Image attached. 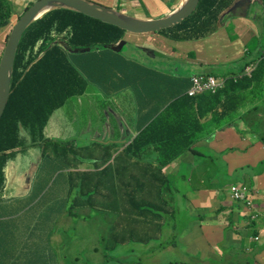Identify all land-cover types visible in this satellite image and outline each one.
<instances>
[{
	"label": "trees",
	"instance_id": "1",
	"mask_svg": "<svg viewBox=\"0 0 264 264\" xmlns=\"http://www.w3.org/2000/svg\"><path fill=\"white\" fill-rule=\"evenodd\" d=\"M234 1L237 0H200L189 17L158 33L177 42L205 39L223 23L224 20L220 18ZM30 5L31 3L26 9ZM253 5L255 9L252 10ZM263 12L264 0H261L251 2L246 15L253 16L261 22L260 14ZM14 13L15 6L10 0H0L1 27L9 23ZM230 15L233 14L226 16ZM124 35L125 32L116 27L62 7L48 11L24 29L15 50L9 95L0 117V199L7 161L15 152L24 149L26 141H29L32 147L39 145L44 150L46 144L51 141L45 138L43 130L55 111L63 107L70 98L84 95L88 88L104 92L106 95L115 92V84H121L122 89L132 88L137 99L144 103L142 109L145 110V114L139 127H136L138 134L133 141L123 149L118 144L104 147L95 142L81 146H75L73 143L60 144L59 147L55 145L51 149L54 155L52 169L42 170L41 174L36 175L31 184L32 193L29 192L25 199L31 202L32 198L39 194L45 195L44 198L52 194L57 203L61 201L57 195L59 190H77L76 197L71 201L79 200L82 192L86 194L84 197L88 201H93L92 205L98 203L95 207L100 210H122L124 214L116 218L117 225L126 218L127 211L131 217L140 220L144 218L143 224L134 219L130 226L126 224L127 230L123 237L127 235L130 238L135 237L138 235L135 226L143 225L142 232L145 236L142 240L149 238L151 240L156 237L155 235L176 238L179 237L184 218L192 220L197 218L182 214L185 205L184 187L177 186L175 181H171L162 173V170L178 161L187 151L193 152V146L206 130L202 121L209 118L218 126L220 119L239 111L243 94L246 92L248 76H245V81L241 83L238 76L228 75L222 89L217 87L213 92L202 93L195 88L193 76L174 74L168 76V81L173 83L169 97L149 98L152 94L149 93L147 84L156 78L153 74L155 70L151 67L144 73L143 78L130 77L125 83L104 79V76L95 74L99 65H105L111 74L117 72L120 74V71H124V68L118 67V63L111 58L103 62L104 52L111 53L105 47L116 45L123 40ZM194 35L199 36L196 39ZM59 41L71 49L90 50L82 54H71L58 44ZM74 56L82 57L83 64L77 66ZM119 61L127 64V67L139 63L134 56ZM194 76L218 79L210 74ZM263 76L264 55L257 63L251 78L252 81H256ZM31 106L32 108H28ZM78 164L89 165L96 171L78 172L75 170ZM59 173L66 174L69 183L68 187L58 190ZM217 179H207V182L216 188ZM0 204H3L0 208L3 213L20 210L9 198H3ZM175 205L181 213L180 216H176V212L173 211L170 216L165 214L168 208L173 209ZM74 206L69 205L67 209L72 210ZM61 235L66 237L65 231H62ZM16 240L20 243L30 241L19 237ZM41 240L43 239L37 236L27 249L38 251L39 254V250H42L38 247ZM46 246L47 243L44 242L43 247ZM220 248L225 254L223 248L221 246ZM241 253L245 254V251ZM31 255L35 256V252ZM239 255L229 257L223 262L216 260L213 262L235 264ZM170 264L189 263L178 261Z\"/></svg>",
	"mask_w": 264,
	"mask_h": 264
},
{
	"label": "crops",
	"instance_id": "2",
	"mask_svg": "<svg viewBox=\"0 0 264 264\" xmlns=\"http://www.w3.org/2000/svg\"><path fill=\"white\" fill-rule=\"evenodd\" d=\"M10 1L15 6L13 15H17L18 8L20 9L24 6L25 0ZM90 1L144 20L166 17L185 0ZM256 1L261 0H252V3ZM34 2L31 1V4ZM236 14L239 15L235 16ZM13 15L10 17L8 24H12ZM222 21L223 23L218 26L212 35L192 42L177 43V41L171 40L174 41L171 44L167 38L158 32L142 35L125 33L123 38V41L126 42L125 46L133 45L132 48L129 47L126 52L123 48L120 53L104 52L103 56V62L111 58L118 63V67L122 66L124 71H120V74L118 72L111 74L105 65H99L95 74L104 76V79L125 83L130 77L143 78L144 73L147 72L145 70L151 67L155 70L153 74L156 78L147 84L149 85L147 87L148 91L152 94L149 98L169 97L173 83L168 81V76L175 74L192 77L195 74H190V70H203L212 64L211 62H214L213 64L217 66L218 70H221L223 78L220 79H225L228 75H234L233 77L238 76L240 82L243 83L245 76H248L247 91L244 93L245 97L248 96V102L244 104L242 102L239 111L235 114L220 119L218 126L214 125L209 118L202 121L206 130L193 146V152L187 151V155L182 154V157L173 166L169 169H167L169 166L165 168L164 175L169 177L168 179L171 181L182 180L184 186L189 189L185 195L189 194L193 197L192 203L198 201L199 196L204 194L211 195L212 192L215 200L216 193L213 191L215 185L208 183L207 179H217L219 168L215 161L224 162L226 167L223 177L227 185L232 184L244 187L250 206H247L244 202L238 203L232 200L230 192H225L228 189L224 192L221 191L220 199L215 200L217 204L207 209H202L204 213L194 214V217L197 218L196 220L188 218L182 220L181 230H185L179 231L180 236H177L175 240L179 239L181 242L188 244L190 246L189 250L196 252V256L200 258H207L206 251L212 245H220L225 251V254H223L220 248L218 256L221 258L225 256L231 258L240 254L247 260L252 261L253 264H264V236H262L264 235V76L256 81H252L251 78L257 63L264 55V26L261 22L254 19L253 16H244L238 11L233 15L225 16ZM7 29L8 25L0 26V57L4 49L3 41L6 38ZM180 43H192L196 52L193 54L191 49L180 46ZM154 45H159V51H156L157 53L153 58L147 52H150L149 49ZM135 48H139V50ZM168 48L173 49V52H169ZM216 48L220 49V51H214ZM169 53L172 54V57H170ZM183 53L186 56L185 60L181 59ZM208 53L213 54L207 61ZM118 54L119 56H116ZM192 54L195 56L196 61L191 59ZM133 56L139 60V63L131 67H127V64L124 65L119 61L122 58H133ZM74 58L77 66L83 64L82 57L74 56ZM138 67H141V69ZM245 69H249V71L245 72ZM122 87L121 84H115L114 91H119ZM93 90L88 88L87 92L82 96L87 98ZM129 92H131V95L128 94V109H122L116 104L114 98H110L114 105L112 108L122 110L123 115L128 116L130 120L118 121L121 126L117 127V129L114 128V130L113 127H103L105 129L100 130L102 134L97 133L96 144H101L104 147L109 144H118L123 149L137 136L138 130L136 127H139L141 118L145 114V110L142 109L144 103L137 99L134 91ZM95 93L108 100L104 92L94 90ZM126 94H122V97L126 98ZM75 101L69 99L64 106L68 104L72 110ZM81 106H84V104ZM89 106L93 108L94 104L90 102ZM61 116L62 122L69 118L72 126L62 125L67 135H59L56 130L59 127V120L50 118L48 125L43 130V134L48 140L59 139L64 142H72L74 145H81L82 142L95 137L84 122L80 123V120H78V126H73L72 117L64 116L63 113ZM115 124H117L116 121ZM99 127L101 128V126ZM46 128L49 129L45 130ZM207 132H210V134L204 137ZM54 146L52 142H49L43 150L39 145L32 147L29 141H26L24 149L21 152H15L14 156L10 157L5 165V179L1 190L0 203L3 198H9L12 200L13 205L20 210L18 212L8 211L7 213L0 211V264H10L11 262H15V264H67V257L63 255L62 251L63 245L60 233L61 230L63 231V229L68 227L66 223H69V220L57 219L60 212L65 210L61 209L60 206L76 205V207L84 208L98 205V203L90 205L93 201H88L87 198L69 201L68 196L71 191L64 192L61 189L68 187L69 179L66 174L62 173L57 176V178H60V186H57L58 190L61 189L57 192L58 198L61 199L60 202L55 203L52 194L47 198H44L45 195L40 196L39 194L34 196L31 202L25 199L29 192L32 193L30 190L31 184L36 175L41 174L42 170L52 169L53 164L51 162L54 155L51 148ZM97 157L98 154L95 156V160H97ZM83 158H86L85 153ZM77 171L91 172L96 170H93L89 165L78 164ZM63 178L67 180L64 182ZM235 179L236 181H234ZM78 184H80L79 181ZM215 184L216 186L218 185L217 181ZM81 195L85 196L86 194L81 192ZM186 197L184 199L187 203ZM2 205L0 204V208ZM184 213L189 215L187 211H184ZM57 215L58 217H56ZM132 218L135 221H141L138 218ZM206 220L213 223H208ZM35 221L38 222L36 223ZM215 222L219 224H215ZM142 226H135L134 229L137 234L142 233V237H144ZM49 230H52V232ZM225 231L228 232L229 236L235 237L237 233L240 235L238 247L226 246L229 237ZM217 233H222L221 239H218ZM37 236L40 238L45 237L47 241L46 247L42 245L46 242L45 240L39 242L38 247L41 249L43 247L44 249L39 250V254L38 251L26 249L33 244ZM17 237L22 240L30 239V241L20 243L16 240ZM50 243L54 244L57 249L51 255H49L50 252L47 249ZM194 246H197L196 249H193ZM242 251H245V254H242ZM33 252H35V256L31 255ZM13 254L14 256H12ZM73 260L77 261V257H73ZM243 262L244 264H249L246 261H241L240 263Z\"/></svg>",
	"mask_w": 264,
	"mask_h": 264
},
{
	"label": "rangeland",
	"instance_id": "3",
	"mask_svg": "<svg viewBox=\"0 0 264 264\" xmlns=\"http://www.w3.org/2000/svg\"><path fill=\"white\" fill-rule=\"evenodd\" d=\"M31 1L34 2L35 0H25V3H23L24 6L21 7L20 9L18 8L17 15H13L12 24H6V26L8 25L6 37L9 35L17 19L22 15L21 13H23L25 7H27L31 3ZM234 2L232 3V5L234 4ZM253 9H255V5L252 6V10ZM237 11L240 14L244 15L243 10L241 8H237ZM162 18L165 17L155 18V19L159 20ZM260 21L264 26V12L260 14ZM130 37H139V36H130ZM6 40L7 38H5V40L3 41V46H5ZM168 41L171 44L174 43V41H171L169 39ZM179 45L182 47L185 46L187 49H191L193 54L196 52V49L192 46V43H180ZM132 46L133 45H127V47L125 46L124 51L126 52L129 49V47L132 48ZM106 49L109 50L110 48L106 47ZM149 50L151 52L149 56L153 57L154 56L153 53L154 52L157 53L156 51H159V45H154ZM168 50L169 52H173V49L171 48H168ZM214 51H220V49L216 48ZM193 54L191 55V59H194V61H196L195 56ZM212 54L213 53H208L207 61L209 60ZM169 55L170 57H172V54L169 53ZM181 59L182 60L186 59L185 53L182 54ZM211 63L212 64L205 67V69L203 70L202 69L190 70V74H195V75L210 74L219 79L223 78L221 70L217 69V66L213 64L214 62ZM129 91H132V88L121 89V91H115L118 93L115 92L106 93L108 100L103 96L99 95L98 93L94 94V90L91 94L89 93V96L87 98H85L84 96L70 98V100H76L72 110L69 108V105L67 104L62 109L55 111L52 114L53 116L51 115L52 120H59L58 122L59 127L56 129L58 131V134L67 135V133L64 132L62 125L68 127L72 126V122H70L69 118H66L63 122L61 121L62 119L61 114L63 113L64 116L73 118V122H74L73 126H78V122H79L78 120H80V123L84 122L86 127H89L88 130L95 136L90 139L91 142H97L96 141L97 133L102 134L100 130L105 129L103 127H113L117 129V127L121 126L118 123V121L124 122L130 120L128 116L123 115L124 113L122 110H116L115 108H112L114 107V105L112 99L110 98V97L114 98L116 104L120 106L122 109H128L129 107L128 94L131 95V92ZM124 93H127L126 98L122 97V94ZM242 98H243V104L245 102L246 103L248 102L247 101L248 96L245 97L243 94ZM90 102L94 104L93 108L89 106ZM83 104L85 107L81 106ZM115 121L117 122V124H115ZM99 126H101V128ZM47 129L49 128H46L45 130ZM87 133L89 132L87 131ZM209 134L210 132H207L204 135V137H207ZM90 140H86L85 142H82V144L90 143ZM50 141L54 145H57V147H59L60 144L72 143L68 141L64 142L63 140H59V139H53ZM75 146H81V145H75ZM184 155H187V153H185ZM215 162L219 168V176L218 179L216 180L218 185L213 191L216 193L215 200H219L220 199L219 195L221 194L220 193L221 191L224 192L226 189H228L225 192L232 193L235 191V185L232 184L227 185L226 180L223 177L226 167L225 163L220 161H215ZM174 164L175 163L171 164L167 169H169ZM76 169L77 167H75V170ZM164 170L165 168L162 170V173H164ZM65 180L67 179L63 178L64 182ZM58 182L59 180L57 181V183ZM175 183L177 186L184 187L185 193L188 192L189 189L186 186H184L182 180L180 179L175 180ZM76 195H77V190L71 191V195H70L71 197L69 201H71L72 198L76 197ZM185 196H187L186 197L187 203L183 198L185 204L184 209H182L183 215H184V211H187L189 212V215L194 217L195 216L194 214H198L199 212L204 213L202 209H207L217 204V202L214 200L213 192L211 195L204 194L199 196L200 198L195 203L191 202L193 197H191L189 194ZM84 199H85L84 196L82 195L79 196V200H84ZM231 199L236 201L234 198ZM242 202L243 201L239 200L238 203H242ZM87 207L88 206L84 208H80V207H76L75 205L74 209L69 210L67 209L68 206H64L62 209H66V210L61 211L60 215L58 214L59 217L58 215L56 216L58 217V220H65V221L69 220V223H66L68 227L63 229V231H65L66 233V237H63L61 235V239H62L61 242L63 245L62 251H63V255L67 257V264H168V263H175L178 261L189 264H201V263L218 264L217 262H213V260L223 262L228 258L227 256L223 257V255H222L223 258L218 256L220 246H216V245H212L210 248L207 249L206 251L207 258H200L196 256L197 255L196 252H192L189 250L190 246L188 244H186L185 242H181L179 239L176 242H174L175 241L174 238H169V237L167 238L166 236H161V237L156 236V238L153 237V239L151 240L150 238L147 240H142V233H139L133 238H130L128 235L123 237L125 231L127 230L126 224L127 225L132 224V222L134 221L133 218L130 216L129 211H127L126 213V218L122 219L121 222L117 225L116 218L124 214L122 210H114V209L100 210L95 206H89L88 208ZM172 211L176 212V216L181 215V213L178 212L176 205L174 206L173 209L168 208L167 211H165V214H168L170 216L173 214ZM142 220H144L143 217ZM142 220L140 221V224H143ZM206 221L208 223H213L209 220ZM215 224H219V223L215 222ZM69 232H71V235ZM217 235H218V239H221L222 233H217ZM226 235H228L229 237L226 242V246L236 245L235 247H238L240 235L238 233L235 235V237L229 236L228 233ZM157 238L158 241H156ZM42 239L45 240L44 238ZM179 243L180 245H178ZM196 247L197 246H194L193 249H196ZM54 248H56L55 245L51 243L50 246L47 247L48 251H51L50 253H52L53 250L54 251L57 250ZM201 252H203V250H201ZM73 257H77V261H74ZM241 261H246L249 264H253L252 261L247 260L245 257L241 255L239 256L238 262L235 264H244V262L240 263ZM230 264L233 263L230 262Z\"/></svg>",
	"mask_w": 264,
	"mask_h": 264
},
{
	"label": "water",
	"instance_id": "4",
	"mask_svg": "<svg viewBox=\"0 0 264 264\" xmlns=\"http://www.w3.org/2000/svg\"><path fill=\"white\" fill-rule=\"evenodd\" d=\"M200 0H185L177 9L172 11L165 18L156 19H139L133 16L126 15L119 11H115L110 7L101 5L90 0H36L32 3L17 19L13 25L5 46L0 57V117L5 107L9 95V81L15 50L24 29L39 19L43 14L57 8H66L79 12L85 16L96 19L106 25L116 27L125 33L133 35H142L156 33L160 30L172 27L189 17L197 8ZM252 0H237L234 4L221 16L235 14L237 8L243 10L246 16L247 10ZM65 51L71 54H79L88 52L89 48L71 49L65 43H59ZM126 42L120 41L117 45L109 46V51L120 53L125 47ZM106 49V47H105ZM239 78V77H238Z\"/></svg>",
	"mask_w": 264,
	"mask_h": 264
},
{
	"label": "built area",
	"instance_id": "5",
	"mask_svg": "<svg viewBox=\"0 0 264 264\" xmlns=\"http://www.w3.org/2000/svg\"><path fill=\"white\" fill-rule=\"evenodd\" d=\"M249 69H246L245 72H248ZM192 81L197 90L203 92H213L217 87H224L225 81L223 79H214V78H206L203 76H193ZM246 189L240 186H235V191L230 192L231 197L236 201H242L245 199Z\"/></svg>",
	"mask_w": 264,
	"mask_h": 264
},
{
	"label": "bare ground",
	"instance_id": "6",
	"mask_svg": "<svg viewBox=\"0 0 264 264\" xmlns=\"http://www.w3.org/2000/svg\"><path fill=\"white\" fill-rule=\"evenodd\" d=\"M185 36H186V35H185ZM194 36H196V35H194ZM194 36H193V37H194ZM197 36H199V35H197ZM197 36H196V39H197ZM194 38H195V37H194ZM198 38H199V37H198ZM186 39H187V38H186ZM190 39H191V38H190ZM93 46H94V45H93ZM95 47H96V46H95ZM94 51H95V50H94ZM141 67H143V66H141ZM141 67H140V68L138 67V68L141 69ZM228 67H229V66H228ZM144 68H145V67H144ZM142 70H143V69H142ZM144 70H145V69H144ZM148 70H149V69H148ZM145 71H147V69H146ZM28 103H29V102H28ZM29 104H30V103H29ZM33 105H34V104H33ZM25 106H27V105H25ZM25 108H26V107H25ZM28 108H32V106H31V107H28ZM38 163H39V162H38ZM40 165H41V164H40ZM43 167H44V166H43ZM48 170H49V169H48ZM48 170H47V171H48ZM222 170H223V168H222ZM226 170H227V169H226ZM37 171H38V170H37ZM35 172H36V171H35ZM39 172H40V171H39ZM226 173H227V172H226ZM59 174H60V173H59ZM71 174H72V173H71ZM42 175H43V174H42ZM163 176H164V175H163ZM233 176H234V175H233ZM245 176H246V175H245ZM62 177H63V176H62ZM64 177H65V176H64ZM66 177H68V176H66ZM70 177H71V176H70ZM235 177H236V176H235ZM235 177H233V178H235ZM241 177H242V176H241ZM238 178H239V177H238ZM242 178H243V177H242ZM242 178H240V179H242ZM81 179L83 180L84 178L81 177ZM231 179H232V178H231ZM70 180H71V179H70ZM68 181H69V180H68ZM79 181H80V180H79ZM234 181H236V179H235ZM81 182H82V181H81ZM68 183H69V182H68ZM75 183H76V182H75ZM86 184H87V182H86ZM75 185H76V184H75ZM97 186H99V184H98ZM99 187H100V186H99ZM91 190H92V189H91ZM99 192H100V191H99ZM238 202H239V201H238ZM229 204H230V203H229ZM243 205H244V204H243ZM233 206H234V205H233ZM237 206H239V205H237ZM88 207H89V206H88ZM88 207H87V208H88ZM244 208H245V207H244ZM77 209H78V208H77ZM55 210H56V209H55ZM115 212H116V211H115ZM115 212H114V213H115ZM112 213H113V212H112ZM57 219H58V218H57ZM229 221H230V220H229ZM35 222H36V221H35ZM35 222H34V223H35ZM37 222H38V221H37ZM37 222H36V223H37ZM227 222H228V221H227ZM230 222H231V221H230ZM39 223H40V222H39ZM52 223L54 224V222H52ZM233 223H235V222H233ZM231 224H232V223H231ZM234 227H235V225H234ZM42 228H43V227H42ZM75 229H76V228H75ZM68 230H69V229H68ZM183 230H185V229H183ZM183 230L180 229V232L183 231ZM43 231H44V230H43ZM49 231H50V230H49ZM61 232H62V230H61ZM67 232H68V231H67ZM174 232H175V231H174ZM174 232H173V233H174ZM69 233H70V235H71V232H69ZM49 235H50V234H49ZM60 235H61V233H60ZM74 235H75V234H74ZM173 235H174V234H173ZM155 236H157V235H155ZM179 236H180V235H179ZM48 237H49V236H48ZM172 237H173V236H172ZM181 237H182V236H181ZM155 238H156V237H155ZM155 238H154V239H155ZM167 238H168V237H167ZM173 238H174V237H173ZM44 239H45V237H44ZM174 239H175V238H174ZM176 239H177V238H176ZM45 241H46V240H45ZM156 241H158V238L156 239ZM175 241H176V240H175ZM41 242H42V241H41ZM163 242H164V241H163ZM46 243H47V241H46ZM61 243H62V242H61ZM42 245H43V244H42ZM175 245H176V244H175ZM178 245H180V243H179ZM158 246H159V245H158ZM235 246H236V245H235ZM42 249H43V247H42ZM54 249H56V248H54ZM229 249H230V248H229ZM43 250H44V249H43ZM59 250H60V249H59ZM53 251H54V250H53ZM48 252H51V251H48ZM48 252H47V253H48ZM54 253H55V252H54ZM64 253H65V252H64ZM49 255H51V253H50ZM65 255H66V254H65ZM54 256H55V255H54ZM192 256H193V255H192ZM58 257H59V256H58ZM189 257H191V256H189ZM69 259H70V258H69ZM63 260H64V259H63ZM58 261H59V258H58ZM58 261H57V262H58ZM105 262H106V261H105ZM198 263H199V262H198ZM201 264H202V263H201Z\"/></svg>",
	"mask_w": 264,
	"mask_h": 264
},
{
	"label": "clouds",
	"instance_id": "7",
	"mask_svg": "<svg viewBox=\"0 0 264 264\" xmlns=\"http://www.w3.org/2000/svg\"><path fill=\"white\" fill-rule=\"evenodd\" d=\"M111 52V51H110ZM223 81H225V79H223ZM244 188V187H243ZM231 195V194H230ZM245 195H246V197H245V199L244 200H242L247 206H250V203L247 201V194H246V192H245ZM232 198V197H231Z\"/></svg>",
	"mask_w": 264,
	"mask_h": 264
},
{
	"label": "flooded vegetation",
	"instance_id": "8",
	"mask_svg": "<svg viewBox=\"0 0 264 264\" xmlns=\"http://www.w3.org/2000/svg\"><path fill=\"white\" fill-rule=\"evenodd\" d=\"M148 54H151V52H147Z\"/></svg>",
	"mask_w": 264,
	"mask_h": 264
}]
</instances>
